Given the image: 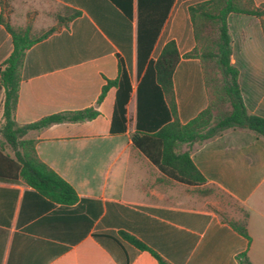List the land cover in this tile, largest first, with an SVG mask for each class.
<instances>
[{
	"label": "crops",
	"instance_id": "0c3cea01",
	"mask_svg": "<svg viewBox=\"0 0 264 264\" xmlns=\"http://www.w3.org/2000/svg\"><path fill=\"white\" fill-rule=\"evenodd\" d=\"M41 1L32 5L7 0L5 15L0 2V16L16 29L30 24L32 31L44 32L58 26L61 6L81 15L27 50L16 121L30 124L89 107H96L99 115L27 133L36 140L39 158L75 189L78 201L56 203L21 180L0 179V264H158L149 251L124 240L121 231L135 235L172 264H238L237 255L244 251L254 264H264V138L247 128H230L195 143L191 157L206 178L204 185L190 186L166 176L132 141L138 0H132V19L112 0ZM200 1L174 0L149 57L156 61L168 41L176 42L181 57L173 86L182 123L209 104L200 60L185 57L196 45L189 7ZM41 17L45 25L38 27L35 22ZM228 22L231 59L239 70L244 103L251 114L264 118L260 19L232 13ZM12 51V37L0 23V63ZM120 62L133 91L126 104V131L112 132L117 87H110L99 105L97 101L107 80L119 76ZM182 186L200 187V194L204 187L215 186L231 196L248 213L251 241L219 211L181 194Z\"/></svg>",
	"mask_w": 264,
	"mask_h": 264
},
{
	"label": "trees",
	"instance_id": "16d2710c",
	"mask_svg": "<svg viewBox=\"0 0 264 264\" xmlns=\"http://www.w3.org/2000/svg\"><path fill=\"white\" fill-rule=\"evenodd\" d=\"M112 1L132 19V0ZM173 2L138 0L137 116L132 141L166 176L183 184L200 186L206 184V178L191 157L195 143L201 144L230 128H247L264 138V118L251 114L244 103L239 70L231 59L233 40L228 22L232 13L253 15L260 19L264 32V3L257 5L254 0H204L189 7L196 45L185 57L200 60L209 104L196 117L182 123L178 117L173 86V73L181 57L176 42L168 41L156 61L149 59ZM64 8L67 14L58 15V26L39 35L33 33L30 24L16 29L0 16V23L10 33L13 42L11 55L0 63V179L21 180L56 203L72 205L78 201L75 189L39 158L36 140L26 135L30 130H41L54 123L91 120L99 115V111L96 107H89L59 112L30 124H19L15 118L27 50L81 15L79 10ZM112 86L117 87V92L111 131L124 132L126 104L133 86L121 62L119 76L107 80L97 105ZM185 145L187 149H184ZM221 215L235 231L251 241L246 211L242 221ZM120 234L138 249L149 251L158 264H172L135 235L126 231ZM237 261L238 264H254L246 251L237 255Z\"/></svg>",
	"mask_w": 264,
	"mask_h": 264
},
{
	"label": "rangeland",
	"instance_id": "374dc122",
	"mask_svg": "<svg viewBox=\"0 0 264 264\" xmlns=\"http://www.w3.org/2000/svg\"><path fill=\"white\" fill-rule=\"evenodd\" d=\"M2 5V13L5 15V13H8L9 10V4L7 3V0H0ZM27 4L31 3L34 5V3L40 2L43 3L41 0H25ZM60 14L66 15L67 12L63 6L60 8ZM54 18L57 19L56 10L54 14ZM51 18H47L46 20H50ZM37 26H43L45 25V22L42 23V17L38 19L37 22H35ZM35 35H39L42 32L40 31H33ZM137 82L134 81V85L136 86ZM1 140V137H0ZM205 189H209L204 194H200L201 188L196 187H185L182 186V189L180 190L181 194H188L190 199H197L200 203H202L205 207L215 209L219 211L221 214L229 216L231 218H237L239 217V220H243L244 212L240 205L234 201L231 197H229L226 193H224L223 190L215 187V186H206Z\"/></svg>",
	"mask_w": 264,
	"mask_h": 264
}]
</instances>
